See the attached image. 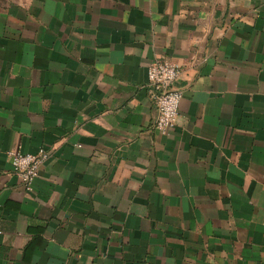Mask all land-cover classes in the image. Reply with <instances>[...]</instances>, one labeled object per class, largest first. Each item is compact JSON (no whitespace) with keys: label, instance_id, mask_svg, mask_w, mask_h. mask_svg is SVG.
Returning a JSON list of instances; mask_svg holds the SVG:
<instances>
[{"label":"crops","instance_id":"obj_1","mask_svg":"<svg viewBox=\"0 0 264 264\" xmlns=\"http://www.w3.org/2000/svg\"><path fill=\"white\" fill-rule=\"evenodd\" d=\"M0 264H264V0H0Z\"/></svg>","mask_w":264,"mask_h":264},{"label":"built area","instance_id":"obj_2","mask_svg":"<svg viewBox=\"0 0 264 264\" xmlns=\"http://www.w3.org/2000/svg\"><path fill=\"white\" fill-rule=\"evenodd\" d=\"M182 68L176 62L157 60L148 66V89L156 109L155 126L161 133H167L177 125L179 104L183 92L174 84L180 79ZM13 173L21 180L27 191H33V184L39 177L49 152L40 149L36 153H24L17 149L8 151Z\"/></svg>","mask_w":264,"mask_h":264}]
</instances>
